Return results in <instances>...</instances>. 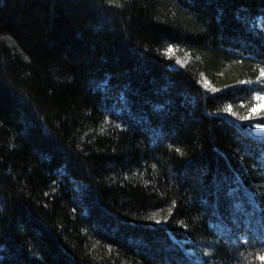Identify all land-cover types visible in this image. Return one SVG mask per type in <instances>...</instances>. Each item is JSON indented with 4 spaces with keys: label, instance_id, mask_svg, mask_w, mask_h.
<instances>
[{
    "label": "trees",
    "instance_id": "16d2710c",
    "mask_svg": "<svg viewBox=\"0 0 264 264\" xmlns=\"http://www.w3.org/2000/svg\"><path fill=\"white\" fill-rule=\"evenodd\" d=\"M256 91L264 0H0V264H264Z\"/></svg>",
    "mask_w": 264,
    "mask_h": 264
},
{
    "label": "rangeland",
    "instance_id": "374dc122",
    "mask_svg": "<svg viewBox=\"0 0 264 264\" xmlns=\"http://www.w3.org/2000/svg\"><path fill=\"white\" fill-rule=\"evenodd\" d=\"M261 74H263V71H261ZM253 109L250 112L254 116H258L261 112H264V92H255L253 94ZM252 126V131L255 134H262L264 133V125L259 122H255Z\"/></svg>",
    "mask_w": 264,
    "mask_h": 264
}]
</instances>
